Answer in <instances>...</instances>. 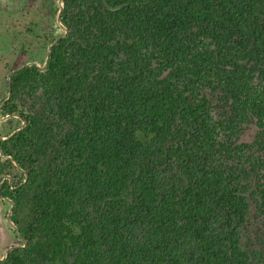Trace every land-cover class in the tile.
Here are the masks:
<instances>
[{"label": "trees", "instance_id": "1", "mask_svg": "<svg viewBox=\"0 0 264 264\" xmlns=\"http://www.w3.org/2000/svg\"><path fill=\"white\" fill-rule=\"evenodd\" d=\"M62 2L65 35L44 69L8 76L2 108L40 88L67 125L66 158L36 166L9 149L38 152L33 121L1 141L25 181L0 185L23 239L0 264H252L249 204L217 159L240 146L219 139L208 91L264 132V0ZM248 163L264 175V151Z\"/></svg>", "mask_w": 264, "mask_h": 264}, {"label": "rangeland", "instance_id": "2", "mask_svg": "<svg viewBox=\"0 0 264 264\" xmlns=\"http://www.w3.org/2000/svg\"><path fill=\"white\" fill-rule=\"evenodd\" d=\"M59 8L58 0H0V185L8 182L14 188L25 181L22 168L14 162V166L3 164L7 158L1 141L18 132L28 121L35 122L40 128L38 152L35 146L28 147V143L18 147L9 145L12 152L20 150L26 158L31 155L36 160V166L41 160H46L54 167L66 158L61 138L67 125L57 119L54 106L40 88L21 87L13 100V113H7L2 108L8 97L9 73L31 62L42 69L48 47L56 38L65 35L57 20ZM252 83L259 92L264 91L257 78ZM208 98L213 119L218 126H223L219 130V139L231 146L239 145L241 150L240 157H226L224 160L217 157L226 166H231L229 170L233 174L236 190L249 204L246 219L239 228L240 245L252 264H264V213L261 208L264 175L248 163L254 155L264 151V132L256 127L248 111L239 108L231 121L233 109L229 102L218 101L213 90L208 91ZM12 208V202L0 196V258L8 247L23 245L21 236L8 221ZM38 253L41 262V253Z\"/></svg>", "mask_w": 264, "mask_h": 264}, {"label": "water", "instance_id": "3", "mask_svg": "<svg viewBox=\"0 0 264 264\" xmlns=\"http://www.w3.org/2000/svg\"><path fill=\"white\" fill-rule=\"evenodd\" d=\"M58 2H59V6H60V8H59V11L57 12V20H58L59 24L64 28V31H66V28L63 26V24H62L61 21H60V13H61V9H62V7H63V2H62V0H58ZM60 37H61V36H60ZM58 39H59V37L56 38V39L53 41V43L48 47L47 57H46V59H45V62H44V65H43L42 69H44L45 66H46V63H47V60H48V57H49V53H50V48H51V46H52V45H53ZM31 64H35V65H37L36 63L31 62V63H27V64H25V65H23V66L31 65ZM23 66H20L19 68L15 69V70H12V71L9 73V75H10L12 72L17 71L18 69L22 68ZM9 75H8V76H9ZM11 135H13V134H10L9 136H11ZM9 136H8V137H9ZM8 137H7V138H8ZM7 138H6V139H7ZM4 156H5L7 159L12 160V162H14V163L16 164V162L14 161V159H13L11 156H8V155H4ZM16 165H17V164H16ZM12 204H13V202H12ZM8 221L10 222V224L12 225V227H13L14 229H16L17 232H19L18 228L16 227V225H15L14 223H12V221L10 220V218H8ZM22 240H23V239H22ZM13 247H14V246H10V247H8L7 250L5 251V253H4V255H3L2 258H4L6 252H7L9 249L13 248ZM2 258H1V259H2Z\"/></svg>", "mask_w": 264, "mask_h": 264}, {"label": "flooded vegetation", "instance_id": "4", "mask_svg": "<svg viewBox=\"0 0 264 264\" xmlns=\"http://www.w3.org/2000/svg\"><path fill=\"white\" fill-rule=\"evenodd\" d=\"M3 257V256H2ZM0 260H1V258H0Z\"/></svg>", "mask_w": 264, "mask_h": 264}]
</instances>
